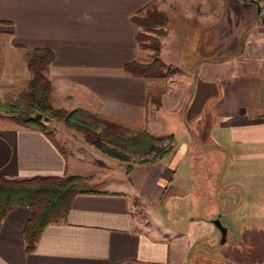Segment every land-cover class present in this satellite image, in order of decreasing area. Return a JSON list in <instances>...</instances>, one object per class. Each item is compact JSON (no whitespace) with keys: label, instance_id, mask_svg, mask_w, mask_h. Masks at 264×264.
Segmentation results:
<instances>
[{"label":"crops","instance_id":"0c3cea01","mask_svg":"<svg viewBox=\"0 0 264 264\" xmlns=\"http://www.w3.org/2000/svg\"><path fill=\"white\" fill-rule=\"evenodd\" d=\"M258 1L0 0V100L26 90L29 58L34 48L46 47L53 51L47 75L54 106L145 122L147 83L125 64L137 58L140 46L132 16L153 2L167 14V37L183 48L177 51L192 54L186 69L191 93L180 109L202 131V139L195 138L182 111L168 133L162 119L158 128L151 117V132L172 133L175 151L156 163H135L127 173L125 163L83 135L59 136L66 152L58 136L6 116L11 121L0 124L1 175L81 174L92 191L75 195L66 218L48 224L32 251L23 235L32 209L9 210L0 225V264H264V28L256 23ZM195 145L202 151L201 173ZM138 206L146 219H138ZM214 218L228 229L225 242Z\"/></svg>","mask_w":264,"mask_h":264},{"label":"trees","instance_id":"16d2710c","mask_svg":"<svg viewBox=\"0 0 264 264\" xmlns=\"http://www.w3.org/2000/svg\"><path fill=\"white\" fill-rule=\"evenodd\" d=\"M132 20L139 27L136 35L139 45L152 50V55L148 61L132 59L125 64V69L146 81L147 99L158 108L162 105L161 98L166 90L168 76L176 71L161 57L162 41L159 34H166L162 26L168 23V17L151 2L136 12ZM52 59L51 49L34 48L28 61L31 78L26 90L17 97L0 100V116L5 113L17 124L43 131L50 138L54 137V132L48 123L52 120L62 121L67 127L81 132L84 139L97 150L125 163L127 173L133 169L134 162L156 163L175 151L172 135L160 137L130 120L91 112L83 107L72 110L55 107L50 101L52 83L47 75ZM153 82L162 85L152 89ZM37 114H41V117L37 118ZM89 191L92 190L88 189V177L81 174L22 178H7L0 174V225L9 210L21 205L29 206L32 212L24 226L23 235L25 249L32 251L48 224L66 218L73 197Z\"/></svg>","mask_w":264,"mask_h":264},{"label":"rangeland","instance_id":"374dc122","mask_svg":"<svg viewBox=\"0 0 264 264\" xmlns=\"http://www.w3.org/2000/svg\"><path fill=\"white\" fill-rule=\"evenodd\" d=\"M168 23L165 26H162V29L166 30ZM168 32H169V30L167 29L165 35L159 34V37L162 41V45L164 44V46L162 48V52H161V57L165 61V63L168 66H170V68H172V69L176 68V71L173 74H170L168 76L166 90L162 94V98H161L162 105L157 108L153 102L149 101V106L147 109V115H146L145 122H142V123L138 122L137 123V122H134L132 120H130V121L137 126H139V125L145 126L148 128L149 131H151L150 130L151 128H149V127L150 126L154 127V125L152 122H151V124H148L147 121H149L151 119V117H152L151 121H153V117H155L156 123H157L155 127L160 128L161 122H157V121L158 120L160 121L162 119L164 122V125H165L164 126V132L168 133L167 130H172L173 127H174V130L176 129L177 123L175 124L174 122L179 119V113L182 111V115H181L182 121L184 122L185 125L190 126L191 130L193 131L194 137L201 140L202 139V131L200 130V128H198L199 126H201V124L197 127V123L194 124V122H192L193 124L190 125L189 124V123H191L190 119H189L190 117H189V114H187V112H186V108L183 109V107H182L183 110L180 109L181 105L182 106L186 105V102L189 99V96L191 93V89L189 88L190 86L186 83L189 80V75L187 74L186 69L191 66L190 64L193 63V62H191L192 61V58H191L192 54L188 51H186V52L181 51L179 53L177 51V49L183 50V48L182 47L179 48V46L172 44L173 39H171L170 36L167 37ZM140 47L141 46H139V52L137 54V59L140 61L150 60L151 55H152V50L145 48L143 46L141 48ZM187 48H188V50H190V47L187 46ZM161 85L162 84L159 82H153V83H151V88L152 89H158L161 87ZM1 101H6V100H1ZM50 101H51V98H50ZM51 104H52V101H51ZM175 106H176V110L174 113H172L170 111V109L174 108ZM74 108H77V107L66 108V109L72 110ZM159 109L161 111H160V113H157V110H159ZM89 111L95 112L93 110H89ZM95 113H98V112H95ZM158 114H159V116H161V118L156 117V115H158ZM171 114H174V115L172 116ZM6 116L7 115L5 113H2V116L0 117V124L7 122V121H11L10 119H6L7 118ZM114 117H117V118L123 119V120H128V119H125L123 117H118V116H114ZM197 120H198V123L202 122L201 119H197ZM48 127L53 130L54 136H58V139L61 141L66 152L68 150V146L65 143H63V140H61L62 138L60 139V137L61 136L62 137L69 136L68 134H79L81 136L83 135L81 132L77 131L76 129L67 127L66 125H64V123L62 121L52 120L51 123H48ZM171 135H172V133H171ZM166 136H168V135H166ZM166 141L167 140H165V142ZM194 152H196L195 153L196 160H197L196 168H197V171L199 173H201L202 169L205 168L201 164V158H202L201 157L202 156L201 147L195 145ZM102 154H104V153H102ZM83 162L88 163V165L91 166V170L97 169V166L93 165L92 160H84ZM135 163H138V162H134V164ZM93 185H96V184H93ZM135 214L137 215L138 219H146L144 214H143L142 209L139 206L135 209ZM217 230L219 231V239H221V232L219 229H217Z\"/></svg>","mask_w":264,"mask_h":264},{"label":"water","instance_id":"95a60500","mask_svg":"<svg viewBox=\"0 0 264 264\" xmlns=\"http://www.w3.org/2000/svg\"><path fill=\"white\" fill-rule=\"evenodd\" d=\"M36 117H37V118H40V117H41V114H37ZM212 221H213V223L215 224V226H216V227L220 230V232H221V241H222V242H225L226 237H227V232H228L227 227L222 223V221H221L220 218H214Z\"/></svg>","mask_w":264,"mask_h":264},{"label":"built area","instance_id":"2783aa9c","mask_svg":"<svg viewBox=\"0 0 264 264\" xmlns=\"http://www.w3.org/2000/svg\"><path fill=\"white\" fill-rule=\"evenodd\" d=\"M258 13H257V26L259 28H264V0L258 1Z\"/></svg>","mask_w":264,"mask_h":264}]
</instances>
